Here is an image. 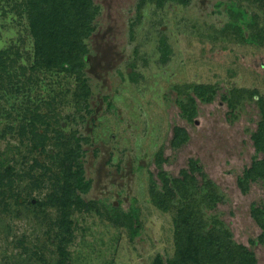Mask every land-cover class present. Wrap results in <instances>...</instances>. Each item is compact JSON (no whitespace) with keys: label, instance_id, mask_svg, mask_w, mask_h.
Segmentation results:
<instances>
[{"label":"rangeland","instance_id":"obj_1","mask_svg":"<svg viewBox=\"0 0 264 264\" xmlns=\"http://www.w3.org/2000/svg\"><path fill=\"white\" fill-rule=\"evenodd\" d=\"M91 1L82 76L91 95L79 104L76 75L35 67L26 0H0L8 66L0 87V264H60L67 255L70 264H156L158 255L170 264L185 203L179 196L163 212L151 188L163 187L161 173L172 182L183 171L198 191L207 182L219 189L216 209L205 211L210 228L218 222L264 264L252 215L264 210V180L246 179L264 160L254 141L264 112V0ZM199 85L215 89L212 102L190 90ZM233 94L242 96L235 108ZM22 124H38L48 136L43 147L33 148ZM179 129L186 143L174 148ZM69 141L81 145L84 182L75 185L80 202L65 211L47 204L65 182L49 157ZM31 176L44 178L41 186Z\"/></svg>","mask_w":264,"mask_h":264},{"label":"trees","instance_id":"obj_2","mask_svg":"<svg viewBox=\"0 0 264 264\" xmlns=\"http://www.w3.org/2000/svg\"><path fill=\"white\" fill-rule=\"evenodd\" d=\"M154 2L157 0H145ZM169 0L157 1L160 5ZM182 5H188L190 0H174ZM27 17L29 21L30 34L34 40V65L35 67L51 72L60 71L74 74L77 76L81 85L80 93L77 95L79 104L87 101L91 95L90 88L86 85L85 79H82L83 71L86 66L85 55L88 51L85 47L84 40L93 32L91 24L96 18V10L91 0H26ZM7 52L0 49V87L1 80H6L8 75V66L1 61ZM166 61V56L163 57ZM195 91L197 97L203 101L210 103L214 99L215 89L213 87L199 85L190 87ZM242 100V96H235L230 103L231 108H235ZM191 113L189 115L192 120L196 114L195 100ZM195 102V103H194ZM189 112V111H187ZM39 118V117H38ZM38 124H22L18 131L23 135L26 131L34 135L33 148L40 149L48 139L47 135H40L37 131ZM20 129V130H19ZM13 131V128H12ZM79 142V140H77ZM255 146L259 152L264 153V112L258 132L254 135ZM186 143V137L180 129L176 132V141L174 148L182 147ZM58 154H51L49 157L53 163L58 165L59 169H63L64 185L49 197L48 205L60 207L65 211H70L71 206L79 201L76 194V186L84 182L83 168L79 163L81 145L78 144L77 149L71 147V143L56 144ZM35 165L40 166L36 163ZM76 167L73 172L71 168ZM191 169L199 171V163L191 160ZM50 172V171H49ZM47 173V175L49 174ZM160 178L163 187L158 188L155 182L151 188V197L154 205L163 212L171 210L172 201L179 199L184 201L185 205L180 209V214L176 221L175 241L176 256L170 264H257L255 254L243 245L233 242L228 233L217 226L218 222L210 228V224L206 220L205 211L214 210L221 201L218 187L212 182H207L204 191H198L196 187V179L189 175L186 171L182 172V179H175L170 182L166 174L161 173ZM191 176V177H190ZM31 178L39 183L44 178ZM58 182L59 178L54 177ZM246 179L254 181L264 180V160L256 161L252 168L246 173ZM194 185L193 189H197L191 194L185 184ZM244 186H248L247 180L242 182ZM76 185V186H75ZM203 192V193H201ZM196 196V197H195ZM135 215V213H133ZM132 214L131 221L135 216ZM252 215L257 220L258 225L262 229L260 237L264 242V210L261 208L252 209ZM134 223V222H133ZM135 226H133V229ZM256 244V242H253ZM157 264H162L159 257Z\"/></svg>","mask_w":264,"mask_h":264},{"label":"flooded vegetation","instance_id":"obj_3","mask_svg":"<svg viewBox=\"0 0 264 264\" xmlns=\"http://www.w3.org/2000/svg\"><path fill=\"white\" fill-rule=\"evenodd\" d=\"M34 251H35V249H33ZM34 253V252H33ZM34 255V254H33ZM161 258V260H162V264H165V262H164V260H163V258H162V256L161 255H158L157 257H156V260H155V262H156V264H157V260H158V258ZM70 260H69V258H68V255H67V259H64L63 260V262H61L60 264H70Z\"/></svg>","mask_w":264,"mask_h":264}]
</instances>
